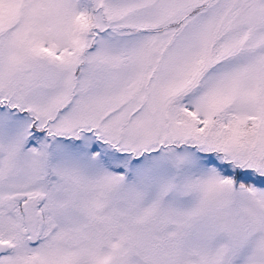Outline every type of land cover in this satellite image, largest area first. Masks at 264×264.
<instances>
[{
	"label": "snow or ice",
	"instance_id": "snow-or-ice-1",
	"mask_svg": "<svg viewBox=\"0 0 264 264\" xmlns=\"http://www.w3.org/2000/svg\"><path fill=\"white\" fill-rule=\"evenodd\" d=\"M0 264H264V0H0Z\"/></svg>",
	"mask_w": 264,
	"mask_h": 264
}]
</instances>
